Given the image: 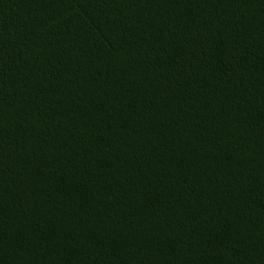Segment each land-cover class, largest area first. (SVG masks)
Wrapping results in <instances>:
<instances>
[{
  "label": "trees",
  "instance_id": "16d2710c",
  "mask_svg": "<svg viewBox=\"0 0 264 264\" xmlns=\"http://www.w3.org/2000/svg\"><path fill=\"white\" fill-rule=\"evenodd\" d=\"M0 264H264V0H0Z\"/></svg>",
  "mask_w": 264,
  "mask_h": 264
}]
</instances>
